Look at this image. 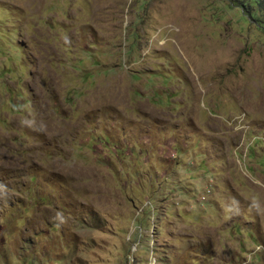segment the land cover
Segmentation results:
<instances>
[{
    "label": "rangeland",
    "instance_id": "374dc122",
    "mask_svg": "<svg viewBox=\"0 0 264 264\" xmlns=\"http://www.w3.org/2000/svg\"><path fill=\"white\" fill-rule=\"evenodd\" d=\"M0 264H264V0H0Z\"/></svg>",
    "mask_w": 264,
    "mask_h": 264
}]
</instances>
